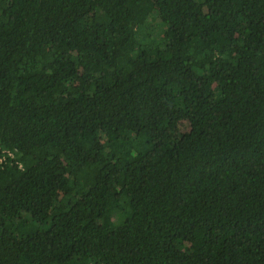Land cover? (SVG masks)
Listing matches in <instances>:
<instances>
[{
	"label": "trees",
	"instance_id": "obj_1",
	"mask_svg": "<svg viewBox=\"0 0 264 264\" xmlns=\"http://www.w3.org/2000/svg\"><path fill=\"white\" fill-rule=\"evenodd\" d=\"M0 147V264H264V0H0Z\"/></svg>",
	"mask_w": 264,
	"mask_h": 264
},
{
	"label": "built area",
	"instance_id": "obj_2",
	"mask_svg": "<svg viewBox=\"0 0 264 264\" xmlns=\"http://www.w3.org/2000/svg\"><path fill=\"white\" fill-rule=\"evenodd\" d=\"M14 156L15 154L11 150L0 147V166L5 165L8 159H13ZM18 167L21 168L22 164L18 163Z\"/></svg>",
	"mask_w": 264,
	"mask_h": 264
}]
</instances>
